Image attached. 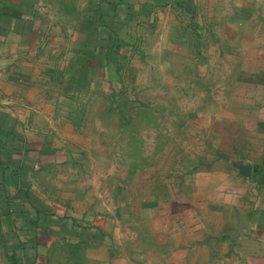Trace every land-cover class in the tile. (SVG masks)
<instances>
[{
	"label": "crops",
	"instance_id": "0c3cea01",
	"mask_svg": "<svg viewBox=\"0 0 264 264\" xmlns=\"http://www.w3.org/2000/svg\"><path fill=\"white\" fill-rule=\"evenodd\" d=\"M220 3L0 0V233L8 264H48L53 241L89 230L76 229L33 189L36 172L66 152L57 122L60 109L74 107L69 96L107 90L109 73L134 55L142 29L156 26L159 13L216 17ZM227 3L228 26L244 29L240 54H255V67L244 70L227 101L231 110L243 108L233 117L244 124L245 148L227 164L196 172L165 203L170 235L181 240L166 264H264V0ZM250 27L260 29L258 41L246 40Z\"/></svg>",
	"mask_w": 264,
	"mask_h": 264
},
{
	"label": "rangeland",
	"instance_id": "374dc122",
	"mask_svg": "<svg viewBox=\"0 0 264 264\" xmlns=\"http://www.w3.org/2000/svg\"><path fill=\"white\" fill-rule=\"evenodd\" d=\"M229 6L221 0L216 17L202 19L174 8L159 13L134 55L109 73L107 90L69 96L74 107L60 109L57 122L66 152L36 172L33 189L89 230L53 241L48 264L169 263L181 240L170 235L165 203L196 172L245 148L244 124L236 122L243 108L227 101L255 54H240L244 29L228 26ZM246 31V40L258 41V27ZM8 262L0 233V264Z\"/></svg>",
	"mask_w": 264,
	"mask_h": 264
}]
</instances>
